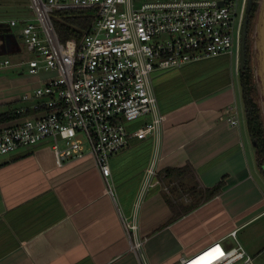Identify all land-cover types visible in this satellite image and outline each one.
<instances>
[{
    "label": "crops",
    "instance_id": "obj_1",
    "mask_svg": "<svg viewBox=\"0 0 264 264\" xmlns=\"http://www.w3.org/2000/svg\"><path fill=\"white\" fill-rule=\"evenodd\" d=\"M5 26L0 58L10 65L1 68L7 72L0 73V113L29 107L32 100L21 96L31 95L41 77L28 76L26 66L16 69L22 61L11 63L8 56L24 47ZM232 58L222 53L154 70L151 86L165 116L158 146L151 138H131L110 157L107 182L90 156L57 166L48 142L0 157V264H177L213 242L230 244L233 229L250 255L264 254V179L239 112ZM213 59L190 86H173L167 78ZM233 103L237 126L224 113ZM146 121L133 119L128 127ZM152 160L154 185L140 196ZM134 214L146 238L140 253L132 250L121 221Z\"/></svg>",
    "mask_w": 264,
    "mask_h": 264
},
{
    "label": "built area",
    "instance_id": "obj_2",
    "mask_svg": "<svg viewBox=\"0 0 264 264\" xmlns=\"http://www.w3.org/2000/svg\"><path fill=\"white\" fill-rule=\"evenodd\" d=\"M29 1L35 16L7 24L20 23L22 45L31 54L20 64L28 76L41 77L31 95L21 96L32 103L17 110L33 115L0 127V157L48 142L57 166L90 156L107 182L110 157L131 138H151L158 146L165 116L151 86L154 70L227 53L234 56L238 73L247 0ZM69 10L86 11L88 23L77 36L62 40L52 14L59 20V12ZM9 65L0 58V69ZM224 113L230 126L238 125L235 103ZM145 116L142 125L128 127ZM155 176L152 160L140 196ZM121 221L132 250L140 253L146 238L139 235L136 215L121 216ZM236 232L228 233L234 246L216 241L177 264H252Z\"/></svg>",
    "mask_w": 264,
    "mask_h": 264
},
{
    "label": "trees",
    "instance_id": "obj_3",
    "mask_svg": "<svg viewBox=\"0 0 264 264\" xmlns=\"http://www.w3.org/2000/svg\"><path fill=\"white\" fill-rule=\"evenodd\" d=\"M257 4L255 3L252 11L256 13ZM86 11L69 10L59 12L61 18L55 23L54 27L59 37L64 40L71 36H77L80 30L86 27L88 23ZM255 15L253 14V19ZM253 23L248 29L245 39V65L242 70H238V81L241 90V99L247 131L253 141L256 167L264 178V122L259 106L258 91L253 76V64L251 58ZM29 110L19 111L12 109L7 112L0 113V123H5L29 114ZM220 185L215 186L209 191L214 194L219 191Z\"/></svg>",
    "mask_w": 264,
    "mask_h": 264
},
{
    "label": "rangeland",
    "instance_id": "obj_4",
    "mask_svg": "<svg viewBox=\"0 0 264 264\" xmlns=\"http://www.w3.org/2000/svg\"><path fill=\"white\" fill-rule=\"evenodd\" d=\"M29 3H30L29 0H0V27H6L5 26L6 23L11 19L19 21L21 19L34 17L35 13H34L33 9H31L29 7ZM52 19H53V22H55V23L58 21L57 18L55 17V14H52ZM9 28H11L13 33L19 34V31L21 29V25L18 22L17 25H15L13 27H9ZM24 50L19 52L16 56H8V57H10L9 59L11 60V63L13 61L24 62L27 59H29L31 57V54L25 52ZM251 58H252V47H251ZM215 60L216 59L207 60L205 62L203 61V62L199 63L196 67L181 69L182 73L179 72L180 71L179 69H177V71H175L173 74L167 75V78H169L170 80L171 79L173 80V83H172L173 86H182L183 83L185 86H188V85L190 86L193 82V77L195 76L194 74H197V73L199 74V73L204 72V71L206 73L208 66L213 65ZM233 60H234V58H232V67H233L232 68V78H233V81H234V84L236 87V91L238 93V90L240 91L239 81H238V75L234 74V71H233V69H234ZM25 66L26 65H21V66L15 67V68L24 70ZM3 72H7V69H0V73H3ZM202 75H203V73H202ZM239 112H240L241 116H244L242 108L239 109ZM79 137L83 140V146H84V149H86L87 143L84 139V136L79 135ZM232 242H233L232 239H230V244H228V245L222 244V245L225 248L231 247V246L235 245V243L234 242L232 243ZM251 255L252 256L254 255V257L256 256V254H251ZM263 257H264V254H262L261 256H257L255 258H253L252 264H264Z\"/></svg>",
    "mask_w": 264,
    "mask_h": 264
},
{
    "label": "water",
    "instance_id": "obj_5",
    "mask_svg": "<svg viewBox=\"0 0 264 264\" xmlns=\"http://www.w3.org/2000/svg\"><path fill=\"white\" fill-rule=\"evenodd\" d=\"M252 0H247L246 11L241 27L238 68L245 65V39L247 27V13L251 8ZM252 64L255 85L258 91L259 106L264 122V0L257 1V9L252 33Z\"/></svg>",
    "mask_w": 264,
    "mask_h": 264
},
{
    "label": "flooded vegetation",
    "instance_id": "obj_6",
    "mask_svg": "<svg viewBox=\"0 0 264 264\" xmlns=\"http://www.w3.org/2000/svg\"><path fill=\"white\" fill-rule=\"evenodd\" d=\"M257 1L258 0H252L251 8L247 13L246 37H247L248 29L251 27L252 22H254L253 14L255 15V13L252 11V8L254 7L255 3L257 4Z\"/></svg>",
    "mask_w": 264,
    "mask_h": 264
}]
</instances>
